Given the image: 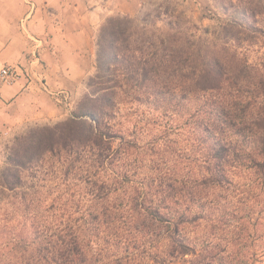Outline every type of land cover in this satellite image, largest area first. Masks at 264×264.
<instances>
[{
    "label": "trees",
    "instance_id": "trees-1",
    "mask_svg": "<svg viewBox=\"0 0 264 264\" xmlns=\"http://www.w3.org/2000/svg\"><path fill=\"white\" fill-rule=\"evenodd\" d=\"M219 8L212 30L169 4L103 22L70 115L6 148L0 264H234L211 233L231 193L264 189V0ZM125 107L187 125L194 160L121 128Z\"/></svg>",
    "mask_w": 264,
    "mask_h": 264
},
{
    "label": "crops",
    "instance_id": "crops-1",
    "mask_svg": "<svg viewBox=\"0 0 264 264\" xmlns=\"http://www.w3.org/2000/svg\"><path fill=\"white\" fill-rule=\"evenodd\" d=\"M137 9L136 0H0V66L21 71L0 82V132L67 118L72 107L60 106L57 94L82 96L99 27Z\"/></svg>",
    "mask_w": 264,
    "mask_h": 264
},
{
    "label": "rangeland",
    "instance_id": "rangeland-1",
    "mask_svg": "<svg viewBox=\"0 0 264 264\" xmlns=\"http://www.w3.org/2000/svg\"><path fill=\"white\" fill-rule=\"evenodd\" d=\"M164 4H169L171 10L181 14L183 21L188 22L185 27L187 30L192 29L194 31V28H197L198 31L204 28L212 30L218 25L219 20H225V16L219 8L221 0H136L137 12L130 17L137 15L142 9L150 10L157 5L161 6ZM116 16L121 15L110 17ZM263 52L264 40L261 39L259 44L250 48L248 57L252 61L256 53L262 55ZM0 82L3 83L1 79ZM59 97L62 98L60 106L64 109H68L69 106L73 109L74 101L79 98L78 96L77 98L74 96V98L66 94H62ZM120 121L122 123V125H119L121 128L128 129L130 132L135 129L138 132L137 134L143 133V136H140L146 142L152 141L155 138L161 141L174 161H178L176 164L179 163L183 167L186 160H194L192 151H187L190 143L189 136L186 132L187 125H180L181 122H179V125H176L177 121L172 119L168 120L167 118L157 120L153 113L146 111L143 107L132 109L127 107L123 108L120 114ZM26 130L19 132H0V168L5 161L7 146L15 136L24 133ZM186 167L187 169H191L195 167V164L189 163V165L186 164ZM236 181L241 183L248 182H243L244 180ZM244 191L243 194L241 192L230 194L228 197L230 199V206L226 208V214L228 215L227 222L221 229L216 228L213 230L211 235L214 241L220 244L219 250L222 249L223 251L221 247L224 244L227 245L225 252L222 253L231 256L234 259V264H264V221L261 217L264 189L261 193V189L255 187L248 189L245 187ZM239 199L241 200L239 201ZM8 210L10 209L8 208ZM243 216L248 218L241 220ZM175 264L181 263L178 262Z\"/></svg>",
    "mask_w": 264,
    "mask_h": 264
},
{
    "label": "built area",
    "instance_id": "built-area-1",
    "mask_svg": "<svg viewBox=\"0 0 264 264\" xmlns=\"http://www.w3.org/2000/svg\"><path fill=\"white\" fill-rule=\"evenodd\" d=\"M20 69L12 67V66H1L0 67V79L2 82H10L20 77ZM58 96L62 95V93H58ZM64 98V97H63Z\"/></svg>",
    "mask_w": 264,
    "mask_h": 264
}]
</instances>
